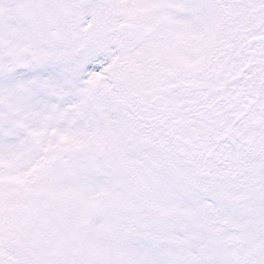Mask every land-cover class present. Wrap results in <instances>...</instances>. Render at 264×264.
<instances>
[{"label":"snow or ice","instance_id":"snow-or-ice-1","mask_svg":"<svg viewBox=\"0 0 264 264\" xmlns=\"http://www.w3.org/2000/svg\"><path fill=\"white\" fill-rule=\"evenodd\" d=\"M0 264H264V0H0Z\"/></svg>","mask_w":264,"mask_h":264}]
</instances>
